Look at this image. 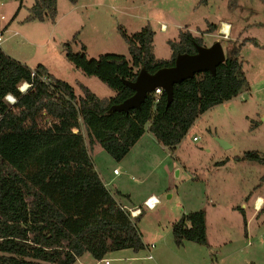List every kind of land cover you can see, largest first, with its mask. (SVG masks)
I'll return each instance as SVG.
<instances>
[{
  "label": "trees",
  "instance_id": "obj_1",
  "mask_svg": "<svg viewBox=\"0 0 264 264\" xmlns=\"http://www.w3.org/2000/svg\"><path fill=\"white\" fill-rule=\"evenodd\" d=\"M56 17V0H34L24 20L54 23ZM215 30V25L208 24L203 33ZM121 37L129 58L104 54L88 59L84 46L75 54L69 43L64 44L67 60L106 84L115 93L110 98L98 99L82 85V94L76 97L72 86L53 77L47 68H29L0 50V264H74L86 253L101 261L110 252L141 251L136 218L101 181L88 147L99 145L120 162L147 129L173 152L196 118L247 91L240 61L244 44H229L214 74L199 73L174 84L168 107L162 92L157 103L149 94L137 110L109 113L110 107L133 95L122 80L134 81L142 68L154 74L173 67L177 54H194L195 44L202 45L200 37L182 30L176 41H168L171 55L164 60L152 53L150 28L131 36L121 31ZM26 83L29 86L21 93L19 86ZM8 94L15 103L4 101ZM236 160L264 166V158L256 151ZM171 230L176 247L183 242L206 245L205 211L183 214Z\"/></svg>",
  "mask_w": 264,
  "mask_h": 264
},
{
  "label": "rangeland",
  "instance_id": "obj_2",
  "mask_svg": "<svg viewBox=\"0 0 264 264\" xmlns=\"http://www.w3.org/2000/svg\"><path fill=\"white\" fill-rule=\"evenodd\" d=\"M25 1L0 0V31L6 26L3 50L29 68L45 66L56 79L71 85L75 96L82 94V85L98 99L112 91L74 67L65 56L64 44L69 43L75 54L84 46L88 59L104 54L129 58L121 31L131 36L148 27L153 32V55L167 59L171 53L168 41H176L187 27L209 47L213 38L203 33L208 24L233 26L231 36L217 40L224 50L229 44H244L240 61L247 91L196 118L175 153L161 150L146 129L124 161L116 162L99 145L92 148L91 158L105 182L113 178L107 187L120 205L133 208L144 193L160 201L152 210L137 206L142 213L134 222L142 234V250L110 252L105 256L109 264H264V206L252 216L253 209L245 201L250 192L264 199V166L234 160L249 151L264 158V4L260 0H79L77 10L52 28L47 21H25ZM63 3L70 5L58 0L60 15ZM160 24L166 31L161 32ZM83 137L88 145L84 133ZM218 139L229 148L221 147ZM146 146L154 147L152 161L140 156ZM219 161L228 164L214 165ZM123 165H129L132 172L127 173ZM113 167L119 176L113 175ZM199 209L208 211L207 244L183 242L176 247L172 224ZM84 255L96 262L89 253Z\"/></svg>",
  "mask_w": 264,
  "mask_h": 264
},
{
  "label": "water",
  "instance_id": "obj_3",
  "mask_svg": "<svg viewBox=\"0 0 264 264\" xmlns=\"http://www.w3.org/2000/svg\"><path fill=\"white\" fill-rule=\"evenodd\" d=\"M194 54H177L174 65L170 68H161L154 74H149L144 68L140 69L134 81L122 80V83L133 91V95L123 100L119 105H114L108 110L111 112L128 113L137 110L145 97L161 88L166 101V107L171 104L173 86L184 80L191 79L195 74L209 72L214 74L216 68L225 60L224 47L219 41H214L209 47L195 44ZM218 143L224 149L229 146L222 140Z\"/></svg>",
  "mask_w": 264,
  "mask_h": 264
},
{
  "label": "crops",
  "instance_id": "obj_4",
  "mask_svg": "<svg viewBox=\"0 0 264 264\" xmlns=\"http://www.w3.org/2000/svg\"><path fill=\"white\" fill-rule=\"evenodd\" d=\"M25 3H28V5H26V6H24L26 9V13H27V15H28V9L34 4V0H26L25 1ZM78 3H79V0H78V2H77V4L76 5H66L65 3H63L62 4V10H61V15L59 14L60 12L58 11V0H56V12H57V17H56V19H55V22L54 23H51V25H52V28L53 27H55L56 25H57V23L58 22H60L61 20V18L62 17H65L66 15H69V14H72V13H74L76 10H77V8L79 7L78 6ZM22 4H23V1L22 2H20V5H19V8L17 9V12L19 11V9L22 7ZM26 15V16H27ZM26 16L24 17V19L26 18ZM71 16V15H70ZM70 18V17H69ZM69 20V19H68ZM70 21V20H69ZM48 22V21H47ZM70 24H71V26H73V21H70ZM221 24H228L231 28H229V32L226 34L227 35V37L228 36H231V32H232V29H233V26H231L228 22L226 23V22H219V25H216V24H214L215 26H216V30L214 31V32H212V33H209V34H205V36H207V37H209V36H211L212 38H213V41H219V40H217V37H222L223 35H225V33H223L222 32V26H221ZM7 25V24H6ZM163 26L164 27V25L163 24H160V26ZM3 29H6V26H4V27H2ZM160 28V27H159ZM161 29V28H160ZM189 32H190V30L188 29V27L186 28ZM2 30V29H1ZM5 31V30H4ZM3 31V32H4ZM164 31H166V27H164V29H161V32H164ZM5 33V32H4ZM15 33V32H14ZM13 33V34H14ZM192 33V32H191ZM193 34V33H192ZM194 35V34H193ZM194 36H196V35H194ZM5 37H4V41H5ZM3 41V42H4ZM212 41V42H213ZM0 50H2L4 53H5V55L7 56H9V57H11L12 59H14V60H16V61H18V62H20L21 64H23V65H25L24 64V61L22 60V59H20V58H18V57H15V56H12V55H9L8 53L6 54V52H5V50H3V48H2V45L0 46ZM170 55H171V53H170ZM169 58H170V56H169ZM169 58H167V59H164V60H168ZM43 67H45V66H43ZM46 68V67H45ZM47 70H48V68H47ZM48 73L49 74H51L50 72H49V70H48ZM52 75V74H51ZM53 76V75H52ZM54 77V76H53ZM85 87V86H84ZM87 89H89V88H87ZM91 90V89H90ZM115 95V93L112 91V94L110 95V96H108V97H102V98H110V97H113ZM81 95H79V96H76V97H80ZM96 96V95H95ZM97 97V96H96ZM98 98V97H97ZM81 131H82V135H83V133L85 134V136H86V133H85V130L82 128L81 129ZM145 133H146V131H145ZM144 133V134H145ZM143 134V135H144ZM142 135V136H143ZM142 136L139 138V140H138V142L141 140V138H142ZM152 136V135H151ZM151 138V137H150ZM152 138H153V136H152ZM153 141V139H150V141ZM154 140L155 141H153V142H156L158 145H160V149L161 150H168L167 148H165L164 146H162L155 138H154ZM138 142L131 148V150L124 156V157H128V155L131 153V151H132V149L134 148L135 149V147H136V145L138 144ZM180 144V143H179ZM179 144L178 145H176V147H175V149H174V151L173 152H171V153H175V150L177 149V147H179ZM96 145H94L92 148H94ZM162 147V148H161ZM92 148L90 149L89 147H88V152H89V155H90V157H91V150H92ZM154 149V147H151V146H146V147H143L142 148V150H141V154H140V156L143 158V159H146V160H149V161H152L154 158H155V156H154V153H153V150ZM158 149V148H157ZM157 149H155L156 151H157ZM236 158L237 157H235L234 158V160H236ZM240 158V157H239ZM140 159V158H139ZM135 160H137L136 158H135ZM234 160H231V162L232 161H234ZM122 161H124V160H122ZM121 161V162H122ZM237 161V160H236ZM109 162H111V161H109ZM225 163H227L228 164V161H219V162H217V163H215L214 165H216V166H223V165H225ZM230 163V162H229ZM226 164V165H227ZM94 168H95V171H96V173L98 174V176L101 178V181L104 183V185L106 186V188L108 189V187H107V185H108V183L110 182V181H112L113 180V178H111L110 180H108L107 182H105V180H104V177H101V175H100V173L97 171V169H96V167H95V165H94ZM123 168H124V170L128 173V172H132L131 171V168L129 167V165H123ZM113 170H117L115 167H113V169H112V171ZM118 172V171H117ZM114 175V174H113ZM118 176H119V172H118V174H117ZM117 175H114V176H117ZM112 194V193H111ZM150 197H155L156 198V200L158 201V203H160V201H159V199L154 195V194H143L141 197H140V199H138V203L137 204H135V205H131V206H133V208H131V207H128L127 205H125V204H121V206H123L127 211L128 210H135V209H139V207H137V206H139V205H142L143 207H145L144 206V202L147 200V199H149ZM258 197H261V198H263L262 196H260V195H255V196H253V194H252V192H250L246 197H245V201H246V205H250V208L251 209H253V214H252V216L254 215V214H256V213H259V212H261L263 209V206H264V202H263V204L260 206V208L259 209H257V208H255V202H256V199L258 198ZM264 200V199H263ZM208 202L211 204V205H214V202L210 199V200H208ZM158 203H157V205H158ZM156 206V205H155ZM146 208V207H145ZM155 208V207H154ZM153 208V209H154ZM243 208H245V207H243ZM147 209V208H146ZM148 210H152V209H148ZM205 210V209H204ZM203 210V211H204ZM139 212H140V214L142 213L140 210H139ZM208 211H205V229H206V234L208 233V229H207V223H208V213H207ZM140 214L139 215H137L136 217H134V218H139L140 217ZM177 222V221H176ZM174 224V223H173ZM141 236H142V234H141ZM86 255H83V256H81L80 258H78L77 260H76V262L74 263V264H105V261H107V259H103V260H101V261H96V262H92V260H91V258H89V256H86ZM150 257L151 256H148V258L150 259ZM132 259H135V257H131ZM112 259H116V260H120L119 258H112ZM81 260H84L83 262L81 261ZM108 262V261H107ZM107 264H109V263H107Z\"/></svg>",
  "mask_w": 264,
  "mask_h": 264
},
{
  "label": "built area",
  "instance_id": "obj_5",
  "mask_svg": "<svg viewBox=\"0 0 264 264\" xmlns=\"http://www.w3.org/2000/svg\"><path fill=\"white\" fill-rule=\"evenodd\" d=\"M1 19L3 20L4 18L3 17H1ZM160 28L161 29H164V27L161 25L160 26ZM4 29L2 30V31H0V46H1V44L3 43V41H4ZM223 38H227V35L225 34V35H223ZM28 86H29V84H23V85H21V86H19V91L21 92V93H24L25 91H26V89L28 88ZM24 87H25V89H24ZM163 91H162V89L161 88H156L155 89V91L154 92H152L150 95L153 97V101H154V103H157V102H159L158 101V97L160 96V94L162 93ZM4 101H6L8 104H13V103H15V98L12 96V95H10V94H8L5 98H4ZM193 140H197V137H194L193 138ZM113 174L114 175H117L118 174V172H117V170H113ZM150 199L151 198H149V199H147L143 204H144V206L147 208V209H153L154 207H155V205H157V203H158V201L156 200V202H152V203H150ZM128 212L130 213V215H131V217L132 218H134V217H136L137 215H139L140 214V212H139V209H135V210H128ZM263 240H264V237H263ZM108 262L107 261H105V264H107Z\"/></svg>",
  "mask_w": 264,
  "mask_h": 264
},
{
  "label": "bare ground",
  "instance_id": "obj_6",
  "mask_svg": "<svg viewBox=\"0 0 264 264\" xmlns=\"http://www.w3.org/2000/svg\"><path fill=\"white\" fill-rule=\"evenodd\" d=\"M221 26H222V28H221L222 32L225 33V34H227L229 32V28H231L228 24H221ZM24 89H25V87H24ZM150 198H151L150 199V203L156 202V198L155 197H150ZM263 202H264L263 198L258 197L256 199L255 204H254L255 208L259 209L260 206L263 204Z\"/></svg>",
  "mask_w": 264,
  "mask_h": 264
}]
</instances>
